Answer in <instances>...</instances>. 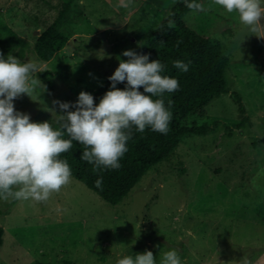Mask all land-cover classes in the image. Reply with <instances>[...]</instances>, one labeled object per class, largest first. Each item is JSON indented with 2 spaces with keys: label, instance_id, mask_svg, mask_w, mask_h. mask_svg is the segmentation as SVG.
Instances as JSON below:
<instances>
[{
  "label": "rangeland",
  "instance_id": "obj_1",
  "mask_svg": "<svg viewBox=\"0 0 264 264\" xmlns=\"http://www.w3.org/2000/svg\"><path fill=\"white\" fill-rule=\"evenodd\" d=\"M63 1L0 0V18L25 41L22 57L4 58L36 63L41 81L30 97L14 99L15 110L52 127L66 115L53 102L74 105L82 91L93 93L137 47L134 31L177 0H72L64 46L41 60L34 42ZM203 6L183 19L221 43L226 92L201 111L172 114L169 124L201 130L183 135L115 204L73 177L46 202L0 199V264H117L149 250L157 264L170 250L181 264H264V31L251 32L212 0ZM44 70L54 82L49 94Z\"/></svg>",
  "mask_w": 264,
  "mask_h": 264
},
{
  "label": "clouds",
  "instance_id": "obj_2",
  "mask_svg": "<svg viewBox=\"0 0 264 264\" xmlns=\"http://www.w3.org/2000/svg\"><path fill=\"white\" fill-rule=\"evenodd\" d=\"M131 0H129V3ZM194 11H204L200 3H188ZM228 13L238 15L239 21L253 33L264 30V0H212ZM128 7V3L123 4ZM212 5H209V10ZM171 23V22H170ZM128 57L121 61L108 79L111 90L94 104V98L81 92L76 103L54 101L62 112L60 128L53 129L49 122H30L27 114L15 110L13 101L31 93L40 84L35 75L39 69L34 62H21L9 54L0 53V199L46 202L54 193L67 186L72 172L61 154L68 152L73 141L84 146L81 159L93 165V172L121 167L120 160L128 151L127 142L132 137L131 129L167 134L172 120V101L165 106L161 98L165 93L179 89V81L162 75L164 65L159 60L149 62L146 54L132 50L122 53ZM188 64L174 61L173 67L187 72ZM127 82L125 90L116 87ZM45 87V86H44ZM143 88V93L139 91ZM156 97V99H154ZM74 107V111H68ZM65 133L69 137L65 139ZM102 178L95 186L102 187ZM117 264H157L152 251L125 256ZM161 264H181L175 250L163 254ZM244 264H249L245 260Z\"/></svg>",
  "mask_w": 264,
  "mask_h": 264
},
{
  "label": "trees",
  "instance_id": "obj_3",
  "mask_svg": "<svg viewBox=\"0 0 264 264\" xmlns=\"http://www.w3.org/2000/svg\"><path fill=\"white\" fill-rule=\"evenodd\" d=\"M187 2L191 3L193 0ZM195 2L204 5L206 0H195ZM71 3L72 0L63 1L57 9L54 20L37 36L33 50L39 59L49 60L64 46L67 37L61 30V25ZM188 11L190 9L186 7L185 0H177L161 20L148 28H137L134 31V37L139 43L132 49L137 54L148 55L149 62L159 60L165 66L162 75L179 81L177 91L165 93L161 97L166 107L168 101H172L170 111L178 115L203 110L211 100L226 92L227 85L225 68L229 62L228 55L218 40L199 33L185 23L183 16ZM24 46V39L0 18V53H11L22 57ZM128 59L125 57L124 61ZM177 60L186 64L191 62L187 72L173 67V62ZM40 76L45 86L44 91L49 94L54 83L50 71H40ZM108 78L91 93L94 104L98 105L105 93L111 90V82ZM116 87L125 90L127 82L118 83ZM139 91L143 93L144 90L141 87ZM239 109L243 110L242 105ZM60 125L61 123L54 125L53 129L60 128ZM198 130L201 129L169 125V131L165 135L150 128H146L141 133L133 127L132 137L127 142L128 151L120 160L121 167L116 170L104 169L94 173L93 165L81 159L84 146L76 141H73V146L68 152L61 154L60 159L67 161L73 178L82 182L104 201L115 204L128 194L152 166L168 159L176 151L183 135ZM64 138H69L66 133ZM101 178L102 187L97 188L95 182ZM3 232L4 229L0 226V244L3 240ZM36 264L42 263L36 262ZM65 264L72 263L67 260Z\"/></svg>",
  "mask_w": 264,
  "mask_h": 264
}]
</instances>
